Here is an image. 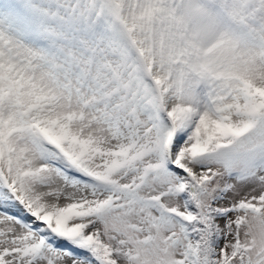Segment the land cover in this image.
Listing matches in <instances>:
<instances>
[{"label":"snow or ice","instance_id":"1","mask_svg":"<svg viewBox=\"0 0 264 264\" xmlns=\"http://www.w3.org/2000/svg\"><path fill=\"white\" fill-rule=\"evenodd\" d=\"M249 217L264 0H0V264H264Z\"/></svg>","mask_w":264,"mask_h":264},{"label":"clouds","instance_id":"2","mask_svg":"<svg viewBox=\"0 0 264 264\" xmlns=\"http://www.w3.org/2000/svg\"><path fill=\"white\" fill-rule=\"evenodd\" d=\"M193 5H188V14L191 20V23L199 27L204 19L203 13H198L193 10ZM248 223L250 225L248 231L252 233V239L255 240L257 243L261 241L262 238H264V230L261 229L260 225L256 222L254 217H249Z\"/></svg>","mask_w":264,"mask_h":264}]
</instances>
